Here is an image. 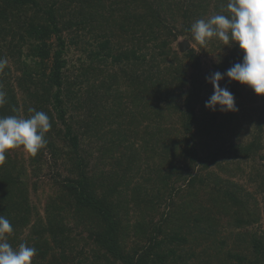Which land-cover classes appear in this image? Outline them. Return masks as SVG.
Here are the masks:
<instances>
[{
  "label": "trees",
  "instance_id": "obj_1",
  "mask_svg": "<svg viewBox=\"0 0 264 264\" xmlns=\"http://www.w3.org/2000/svg\"><path fill=\"white\" fill-rule=\"evenodd\" d=\"M227 3L0 0V116L46 112L52 126L46 147L28 153L31 174L46 168L45 149L66 170L57 172L42 217L24 149L0 164L8 242L35 247L32 264H264V168L253 165L264 160V96L246 112L206 109L213 88L205 78L244 53L216 38L202 46L190 31L198 19L227 14ZM181 34L201 52L225 48L203 79L188 75L201 69L196 49L180 55L173 46ZM221 84L241 98L245 85ZM90 141L91 162L81 152ZM236 161L252 167L254 191L232 179Z\"/></svg>",
  "mask_w": 264,
  "mask_h": 264
},
{
  "label": "clouds",
  "instance_id": "obj_2",
  "mask_svg": "<svg viewBox=\"0 0 264 264\" xmlns=\"http://www.w3.org/2000/svg\"><path fill=\"white\" fill-rule=\"evenodd\" d=\"M212 15L196 20L190 28L195 41L207 45L213 38L225 46L238 45L244 53L242 62L235 63L226 72L211 73L205 79L213 88V94L205 102V108L222 113L237 112L235 97L221 81L238 82L249 87L257 96H264V0H228L227 14ZM7 60L0 58V71ZM6 92L0 89V106L6 103ZM30 116H0V164L10 150L23 148L35 156L46 147V134L51 122L46 112L29 108ZM13 233L10 221L0 215V264H32L37 255L33 246L25 243L14 248L8 237Z\"/></svg>",
  "mask_w": 264,
  "mask_h": 264
},
{
  "label": "rangeland",
  "instance_id": "obj_3",
  "mask_svg": "<svg viewBox=\"0 0 264 264\" xmlns=\"http://www.w3.org/2000/svg\"><path fill=\"white\" fill-rule=\"evenodd\" d=\"M177 41H175L173 43V46L175 49H177L179 52H180V55L185 53L187 50H189L191 47L195 48L196 49V53H198L200 59H199V62H200V67L201 69L199 70H196V69H192V67L189 68V72H188V75H191L193 72H196L199 74V78L200 79H203L204 76H206L207 74V70L209 69H213L215 63L218 61V58L220 57L221 53H223V51L225 50V48H222V49H219V50H216L214 52H201V50L199 49L197 43L194 42V40H190L186 35H179L178 38L176 39ZM184 40H187L190 42V47L188 49H186L185 51H181L180 50V45L179 43L184 41ZM12 65V63H11ZM15 74V71L13 73V75ZM205 83H206V80H205ZM207 86L211 88V85L209 83H206ZM222 86V84H221ZM223 87V86H222ZM188 89V87H186L184 90ZM185 93L184 92H180V95H181V98L180 100L182 101L183 99V95ZM254 99H257L256 101H254ZM253 101V102H252ZM235 103H236V106L238 107L239 111H243L245 110V112L248 110V109H252V107H255V106H259L263 103L262 101V96L260 98V96H257L252 90H250L249 87H245L244 88L242 87V96L241 98H235ZM243 130L246 131H251L252 128L251 126H249V124L245 123L243 125ZM247 131V132H248ZM253 137L252 134H249L248 133V139H251ZM263 137V142H264V133L262 135ZM91 144H88L87 146L86 145H82L84 146L83 148V151L81 150V152L83 153V155L86 157V159L89 158V161L91 162V159H90V153H94L95 154V145H96V142H93V141H90ZM264 152V151H263ZM233 157V156H232ZM22 158L25 162V165H26V168H27V174H28V179L27 181L29 183H32L33 181H37L39 187L37 190H34L33 188L30 189V199H31V203L33 205H36L40 214L43 215L42 217L45 216V210H44V207H45V202H46V197H47V194L49 193V191L51 190V188L53 187V183H54V178L57 176V172H62L63 174H66V170L63 166L62 163H59L58 166H54L53 164V160L51 158V154H50V151L48 149H45L44 150V159L46 160V168L43 170V172L40 174V176L38 178H35L32 176L31 174V167H30V158H29V154L24 151V153L22 154ZM94 161V158L91 157ZM93 163H90V167H89V170L92 169V165ZM235 165H239L241 168L238 169V170H235ZM235 165H233V173L235 172V176L232 178L234 179L235 181H238L239 183L243 184L247 189L251 190V191H254V187L252 184L249 183V181L247 180V175L246 173L249 172V171H252V167H250V165H246L245 162L243 161H236L235 162ZM253 165L257 166V168H260L263 170V166H264V160L263 159H260L258 157V160L256 162L253 163ZM241 169L244 170V172L241 171ZM109 170H113L111 169L109 166L105 169V172H108ZM93 169L92 171L90 172V174L93 173ZM249 174H251V172H249ZM31 188V187H30ZM259 209L261 211V214H262V220L260 221V223L258 224L259 225H262L264 226V199L259 197ZM135 212H133L134 214ZM137 214V213H136ZM135 214V215H136ZM79 230V228H77V231ZM88 232H85V235L87 234ZM84 242V241H82ZM81 242V243H82ZM102 263H105L103 260L101 261Z\"/></svg>",
  "mask_w": 264,
  "mask_h": 264
},
{
  "label": "water",
  "instance_id": "obj_4",
  "mask_svg": "<svg viewBox=\"0 0 264 264\" xmlns=\"http://www.w3.org/2000/svg\"><path fill=\"white\" fill-rule=\"evenodd\" d=\"M179 45H180V50L185 51L186 49H188L190 47V42L187 40H184V41L180 42Z\"/></svg>",
  "mask_w": 264,
  "mask_h": 264
}]
</instances>
